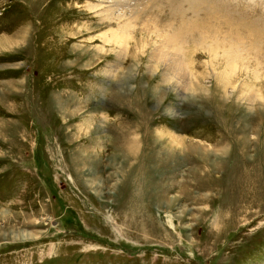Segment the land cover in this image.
<instances>
[{"label": "rangeland", "instance_id": "374dc122", "mask_svg": "<svg viewBox=\"0 0 264 264\" xmlns=\"http://www.w3.org/2000/svg\"><path fill=\"white\" fill-rule=\"evenodd\" d=\"M98 1L0 0V264H264V0H132L124 59ZM178 31L194 96L146 70Z\"/></svg>", "mask_w": 264, "mask_h": 264}, {"label": "bare ground", "instance_id": "6f19581e", "mask_svg": "<svg viewBox=\"0 0 264 264\" xmlns=\"http://www.w3.org/2000/svg\"><path fill=\"white\" fill-rule=\"evenodd\" d=\"M130 1L132 2V0H124L123 2H119L117 0H99L97 2V4L91 5V7H90V9L93 10L94 12H96L97 15H99L102 18L103 21H106V20L112 21V22L116 21L115 23L117 26L115 27V29H113V27H112V29H109L106 31V33L104 32V34H102L101 43L103 46H106V45L107 46H114L116 48L115 51H116L117 55L119 57H121L122 59H124L126 57V55L127 54L129 55V53H130V49H129V47H130V44H129L130 33L129 32L131 30L130 27L132 26V21H134V20L128 18V16H126V14L121 13L120 9H122V8L124 10L128 9V13L134 12L133 11L134 7L133 8L127 7V3ZM195 3L196 2H194V4ZM104 4H105V6H104ZM125 5H126V7H125ZM145 7H146V5H145ZM133 16H135V15H133ZM107 24H108V22H107ZM169 33H170V31H169ZM180 33H181V31H178V32L172 33L169 36L163 37L164 40H162V43L159 46L157 45L158 47L153 48V51L151 52V56H150L151 61H150V64H148L146 70L149 71L151 75L159 73L162 84H165V85L168 84L173 92H177V94H178L177 96H180V95L194 96L195 94H197L196 91H198V93H199L200 91H205V90H204V87L199 85V84H201V82H199V84H198V80L196 79L197 77L192 73L193 71H191L190 68H188L189 63H188V65L186 64L187 61H186L185 57H187V56H185L186 51L184 50V48L186 47V45L184 47V44L186 42L184 41V39L183 40L180 39V36H179ZM182 33H183V31H182ZM140 41L141 42H139V41L136 42L137 46H138V44H140V45L138 47L134 46L133 49L135 50L138 48L137 51L143 52V49L145 48L146 42H144L143 40H140ZM142 41H143V43H142ZM103 46L100 47V49H98L99 53H102L105 51V48H103ZM225 46H226V44H225ZM219 48H220V45H219ZM218 51H219L218 47H214V45L212 44V46H210L208 48V53L210 54V58L208 59V62H206V63L209 67H214V65H217L216 61L219 62V60H217L218 57H224V56L227 57V55L231 54L232 60L228 59V57H227L226 58L227 63L224 64L225 66L223 67L222 70L211 69V72L209 73L210 76L213 77L214 80L216 81L217 89L220 90L224 95L227 96L229 89L232 88V82H233L232 77L234 76L233 74L238 69V66H236V64L233 61L235 58L234 54L238 55L239 53H237L238 51L236 50L234 45H230L227 49H223L222 53H221L222 55H219L220 52L218 53ZM139 55H142V54H139ZM239 70H244V71L249 70L248 65L246 66L245 63L242 64L239 67ZM251 70H252L251 74L238 75V76L239 77H242V76L248 77L249 75H251V77L253 79H255V81H256L254 83H257L259 81L258 79H260L258 76V71L256 69H251ZM244 84H245V81H243V83H241L240 85L235 84V87L233 90H235V92L238 93L237 95H239V99L241 101L243 100V101H245V103H247V104L244 103L246 105L247 109H252L253 104L258 99L260 101L263 99L260 97L259 92H257L256 90H254L250 87L245 88ZM251 85H252V83H251ZM207 88H205V89H207ZM255 88L257 89V86ZM244 91H246L247 93L242 94ZM229 95H231V94H229ZM86 123H87V121H86ZM167 142L171 145H174L175 147H179L178 135H176V134L172 135V136L169 135ZM162 144H164V143H162ZM168 150H170V148H168ZM83 151L87 152V150H83ZM124 151H126V150H124ZM124 151H121V152H124ZM174 151H176V150H174ZM86 161L87 160H85V158L82 159L81 165H84L86 163Z\"/></svg>", "mask_w": 264, "mask_h": 264}]
</instances>
